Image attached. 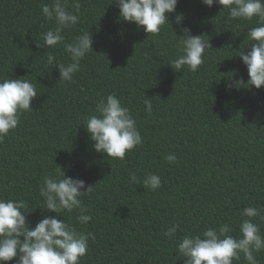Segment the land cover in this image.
<instances>
[{"label": "trees", "instance_id": "trees-1", "mask_svg": "<svg viewBox=\"0 0 264 264\" xmlns=\"http://www.w3.org/2000/svg\"><path fill=\"white\" fill-rule=\"evenodd\" d=\"M74 2L67 0V7L79 21L63 35L70 42L90 32L93 51L64 82L46 63L48 48L37 46L57 26L41 8L53 0H0V80L27 79L38 93L33 110L0 144V198L24 200L27 222L35 227L44 216H56L43 209L39 189L58 166L94 185L82 197L92 217L87 224L77 221L78 210L58 217L89 236L81 264H184L178 242L224 223L238 238L244 208L264 215V86L229 87L249 79L237 55L250 46L247 34L257 18L231 19L220 5L178 0L169 23L153 36L124 21L115 0H78V13ZM177 14H183L181 26ZM182 28L212 46L195 73L169 65ZM49 51L57 62H71L63 45ZM113 93L143 137L122 161L97 153L85 129L97 103ZM145 100L152 102L151 113ZM169 154L174 163L165 159ZM130 172L140 177L137 183L129 181ZM147 174L160 177L156 191L144 187ZM254 222L264 235V220ZM173 224L179 228L169 239L165 233ZM240 255L233 264H248ZM254 255L264 264V251Z\"/></svg>", "mask_w": 264, "mask_h": 264}, {"label": "clouds", "instance_id": "clouds-1", "mask_svg": "<svg viewBox=\"0 0 264 264\" xmlns=\"http://www.w3.org/2000/svg\"><path fill=\"white\" fill-rule=\"evenodd\" d=\"M211 8L214 4L226 9L231 19L252 21L257 18L258 26L249 30L247 36L250 46L240 52L239 56L247 68L249 79L234 81L229 87L239 90L241 87L260 89L264 86V0H201ZM119 7L120 17L129 23L142 28L145 33L159 35L169 23V15L176 12L178 0H115ZM73 7L79 12V2ZM42 14L57 25L43 34V44L38 47L48 48L46 63L57 68L60 81L70 82L80 70V62L93 51V36L82 32L72 41L66 42L63 30L76 25L79 16L68 10L67 0H53L51 5L41 6ZM183 14H177L175 23L182 25ZM184 35L178 41L176 58L169 64L176 72L184 67L193 73L205 63V54L212 49L209 39L204 35L191 36L189 30L182 28ZM63 45L71 62H57L49 51ZM38 96L36 87L27 79L7 78L0 80V144L4 143L10 132L15 130L23 113L33 110L32 101ZM146 111L151 113V100L144 101ZM86 131L93 141L97 153L115 160H124L137 146L142 145L143 137L137 128L136 121L121 100L113 94L101 99L94 114L86 120ZM174 163L176 157L169 154L165 157ZM140 180L135 172L129 173L133 184ZM161 179L156 174H147L143 179L144 187L156 191L161 187ZM40 196L45 207L56 216H44L35 227L27 222V204L24 200L0 198V264L15 261V264H81L88 253L89 236L66 223L59 214L72 213L78 210L77 221L87 224L92 217L87 214L82 197L94 191V185H86L79 178L65 175L58 166L55 173L45 176L40 186ZM242 222L239 225V237L229 233L233 231L228 223L218 228L209 227L200 235H185L177 244L179 254L184 257V264H233L234 260L243 258L248 264H258L254 253L264 251V235L254 222L259 217L264 220L260 209L248 206L243 209ZM179 228L173 224L165 235L172 239Z\"/></svg>", "mask_w": 264, "mask_h": 264}]
</instances>
